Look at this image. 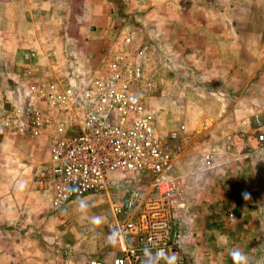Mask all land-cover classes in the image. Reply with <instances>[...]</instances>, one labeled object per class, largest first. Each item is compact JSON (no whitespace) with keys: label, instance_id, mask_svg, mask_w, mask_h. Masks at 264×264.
I'll return each mask as SVG.
<instances>
[{"label":"rangeland","instance_id":"obj_1","mask_svg":"<svg viewBox=\"0 0 264 264\" xmlns=\"http://www.w3.org/2000/svg\"><path fill=\"white\" fill-rule=\"evenodd\" d=\"M119 4L108 29L111 40L109 49H104L106 56L96 62L99 67L95 71L85 69L84 78L103 69L116 53L125 49L127 60L140 69V93L145 108L154 115L158 131L170 132L174 137L181 153L177 164L185 172H172L173 178L183 186V206L176 212L185 209L179 213L181 229L177 233L173 229L172 242L183 252L185 264H234L231 253L237 250L247 256L248 264H264V135L260 133L263 141L257 145L252 142V131L258 130L255 127L251 130L257 117L261 122L258 129L263 123L264 133V45L259 44L264 36V0H126L125 4ZM29 16L40 18L36 12H30ZM219 21L228 24L226 44L219 41L217 28L202 27L205 22ZM54 23L52 20L50 24ZM43 26L39 24L35 30L40 39L43 32L39 30ZM52 29L44 32L47 31L46 35L63 32L61 26ZM126 33L131 39L127 48L122 44ZM34 41V53L37 51L40 56L41 46L37 39ZM40 44L43 45L42 41ZM55 44L61 52L59 55H64V47ZM1 46L4 45H0V53L11 51V47ZM1 56L0 121L3 124L10 117L7 109H11L10 113L17 107L25 109L28 83L23 76L26 67ZM52 58L60 64L53 62L52 78L36 77L35 81L58 80L66 75L63 72L67 62L54 55ZM42 64L46 65L41 63V68ZM14 101L16 106L12 104ZM213 101L220 102L223 110L227 105L237 104V120L245 115V123H239L243 127L232 125L231 128L241 131L237 136H242L246 144H233L227 149L229 144L224 142L223 146L232 153L235 148L248 152L238 159L229 157L206 168L200 158L203 143L205 139L215 140L216 133L224 129L217 118L212 130L215 135L199 134L210 118L202 106ZM202 112L205 116L200 118ZM27 137L30 136L9 134L7 148L6 143L0 145V186L7 190L5 194L11 186L24 185L32 191L25 200L21 192L12 191L20 194L15 202L10 200L0 206L3 217L0 218V264H85L91 256L109 257L103 250L112 246L105 239L102 219L108 199L120 197L133 185L146 187L145 180L136 182L127 178L108 191V196L103 192L92 194L53 209L48 190L47 141L42 136H33L37 140L31 144L29 154ZM18 157L27 166L23 171ZM222 183L237 185L234 192H228L232 196L230 200L238 199L237 204L220 205L213 192L207 191L208 187H219ZM96 250L98 254L93 253Z\"/></svg>","mask_w":264,"mask_h":264},{"label":"built area","instance_id":"obj_2","mask_svg":"<svg viewBox=\"0 0 264 264\" xmlns=\"http://www.w3.org/2000/svg\"><path fill=\"white\" fill-rule=\"evenodd\" d=\"M130 41L126 33L122 44L127 48ZM125 51L90 78L30 82L25 109L13 110L5 125L17 134L47 141L53 209L92 194L108 196L127 178L145 180L146 187L133 185L120 197L108 199L105 234L117 255L86 264H149L148 253L156 258L160 251L161 257L174 254L175 264H184L172 242L175 212L183 206V186L171 175L180 151L171 133L158 131L154 115L146 110L140 93L142 74ZM253 120L255 129L260 128V120ZM253 140L259 143L263 135ZM228 144L230 149L246 142L234 134ZM209 161L205 156L204 163ZM161 259L154 264H161Z\"/></svg>","mask_w":264,"mask_h":264},{"label":"crops","instance_id":"obj_3","mask_svg":"<svg viewBox=\"0 0 264 264\" xmlns=\"http://www.w3.org/2000/svg\"><path fill=\"white\" fill-rule=\"evenodd\" d=\"M125 1L126 0H0V45L11 47V51H8V50L2 51L3 53L1 52L0 54L1 55L3 54V56L1 57L5 59L6 61L7 60L11 62L19 61L21 65L25 66L26 69H25L23 76L24 78H26L28 84L30 82L35 81L36 77L37 78H41V77L50 78L52 76L53 72L50 70V68L54 67L53 64L56 63L58 64V66H60L59 63L52 61L54 60L52 58L53 55L67 62L66 71L64 69L65 72H63V73H66V75H64L63 79L67 81L79 80L83 78L85 75H87L85 69L86 70L89 69L87 70L88 72L90 70L95 71L99 67L96 64V62L102 58H105L107 52H105L104 49H109V44L111 40L108 29L110 28L111 23H113V21L115 20V12L117 10V5L119 3L125 4ZM30 7L33 10H30ZM30 12L39 13L40 18L37 19L34 16L32 17L29 16ZM43 15H45L44 19L41 18ZM52 20L55 21L53 25L50 24ZM39 24L44 25L43 29L39 30L40 32H43L42 33L43 39H40L35 34L36 32L35 30ZM58 26H61L63 28L62 33H56L55 31H53V33L55 34L46 35L45 32L47 31L44 32V30L51 29V27L54 29V27H58ZM191 26L192 24H188V27H191ZM202 27L209 28L210 30L211 28H217L220 34L219 41L226 44V40H227L226 34L228 31L227 23H225L224 21L213 22V23L210 22L209 24L205 22ZM222 34H223V37H222ZM44 38H46V40ZM35 39L39 41V43L37 42L38 46H41L40 48L42 51L40 52V56L37 54V51L36 53H34V49H36V47L34 46L36 42L34 41ZM260 39L261 40L259 41V44L264 45V36L261 37ZM40 40L42 41L43 45L40 44L41 42ZM55 43H59V45L61 44V46L64 47V51H63L64 55L62 56L59 55V53L61 52H58L59 50L57 49V44ZM4 46H1V47H4ZM211 53L209 54V57L212 56ZM40 61H44L46 63V65L42 64V68H41V63H44V62H40ZM214 103L215 101L202 106L204 107V111H206L205 114H208L209 112L210 118H208V122H207L208 125L202 128L199 134L200 136L206 135L209 133H212V134H209L211 136L215 135L214 131L212 130L213 128H215L214 125L218 121L217 118L221 120V122L219 123L221 125L220 128L223 126L222 128L224 129H221L216 133L217 136H215L214 138L215 140H211L209 138V139H205L203 143L204 146L203 148H201L200 158H201V163L206 168L213 167L214 165L220 164L221 163L220 160H224L229 157L231 158L235 157V159L236 158L238 159L240 157L245 156L246 153L248 152V150H244V151L241 150L240 152H238V154H235L234 152L232 153V151H230L231 152L230 153L223 146L224 142L229 143L230 138H231L230 136H233L234 134L236 135L240 134L241 132L240 130L237 131V130L232 129L231 127L232 125H234V127L236 125L243 127L239 123L241 121L245 122V120H247L244 118L245 115H243V117L237 120L236 119L237 117L235 118V115H236L235 108L238 107L237 104L234 105V107L233 106L230 107L227 105V108L224 107V110H223L222 108L223 106L221 105L220 102H218L217 104H214ZM12 104L16 106L15 101ZM213 105H216V106H213ZM9 110L11 109H7V112H8L7 114H9L8 116L13 114L14 112L12 110L13 112L10 113ZM205 114L202 112L201 115L203 116H200V118L204 117ZM200 121L199 123H201ZM5 122L2 124V122L0 121L1 123L0 124V145H2L3 143L5 145L6 143V148H7L8 141L6 140L7 138H9V134L15 135L16 132L14 131V129L10 128L8 125H5ZM251 126H252L251 130H254L255 128L253 125V121H252ZM255 130H258V131L257 132L252 131V136H257V134L259 133H262L264 135L263 123H262V128L260 130L259 129H255ZM25 136H30V137H27V140L25 141V144H27L28 153L30 154L32 153L31 144L35 143L37 139L35 140V137H33L34 135H25ZM223 136L225 137L224 139L221 140ZM18 139H21V138H18ZM252 142L256 143L254 142V140ZM260 143L261 142L256 143V144L259 145ZM16 146H19V145H16ZM249 152H254V151L249 150ZM0 153L2 152L0 151ZM180 154L181 153L179 152V155ZM179 155L173 162L171 175H172V172L173 174H177V173L184 174L185 173L181 170L180 165H178L179 163L177 164V161H178L177 159L179 158ZM205 156H207L210 160L208 164L209 166L204 164L203 159ZM21 157H18V159L22 161L21 170L23 171L27 166H24V162H23L24 160L22 159H25L26 156H23L22 159ZM223 172H226V170ZM186 174L188 175V173ZM189 179L190 177L188 176L187 180ZM223 185L224 183H222V185H220L219 187L212 185L211 189L210 187H208L209 189H207V191L213 192V195L217 199L220 200V203H221L220 205L231 204L232 206L233 202L237 204L238 199L235 201H232L230 200L232 196L231 195L228 196V192L229 191L234 192L235 187L237 185L235 184H231L230 186H228L227 184L224 186ZM8 191H9L8 194H5L7 190L3 186H0V206H4L5 203L10 202V200L15 202V199H17L18 197L17 195H20V194L11 193L12 191L21 192L22 194L21 196L24 197L23 200H25L26 198L29 199L32 193V191L30 192L27 186H24V185H21L18 187L15 186V188L11 186ZM235 195H233V197H235ZM182 211L181 210L177 211L175 215V223L173 226V229L175 228V233H177V231L181 229L182 221L179 218L180 217L179 213H181ZM252 215L253 213L251 212V216ZM0 218H3V217L0 216ZM102 219H103V215H102ZM104 236H105L107 243L110 246H112V248H110L109 250L107 246V248L103 250L104 252L106 251L108 252L107 255L109 257L103 258V259H99L97 257L96 260L109 261L111 257H114L115 255H117L118 252L116 251L115 247L108 241V238L106 237L105 232H104ZM174 244L177 250L179 251L180 256L183 258L184 264H185V258L183 256V252H181L179 247H177L176 243ZM93 253L98 254L97 250L94 251ZM91 259H95V256L94 257L91 256L90 258H88V260L85 261V264L87 263V261Z\"/></svg>","mask_w":264,"mask_h":264},{"label":"clouds","instance_id":"obj_4","mask_svg":"<svg viewBox=\"0 0 264 264\" xmlns=\"http://www.w3.org/2000/svg\"><path fill=\"white\" fill-rule=\"evenodd\" d=\"M81 207H85V205H81ZM161 252L163 251H160L157 253V257L156 258H164L166 261H167V264H175V255L173 254L172 256H167V255H163V257H161ZM232 255V259H233V262L234 264H248V259H247V256L245 254H243L242 252L240 251H233L231 253ZM156 258H153L151 256V253H148V259H149V264H154V260Z\"/></svg>","mask_w":264,"mask_h":264}]
</instances>
